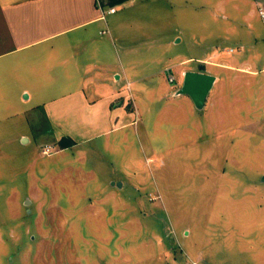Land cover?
<instances>
[{"label":"rangeland","instance_id":"obj_1","mask_svg":"<svg viewBox=\"0 0 264 264\" xmlns=\"http://www.w3.org/2000/svg\"><path fill=\"white\" fill-rule=\"evenodd\" d=\"M163 2L170 56L195 57L190 70L215 61L200 66L216 77L204 107L138 93L135 126L64 152L2 122L0 264H264V40L253 38L264 12L255 0Z\"/></svg>","mask_w":264,"mask_h":264},{"label":"crops","instance_id":"obj_2","mask_svg":"<svg viewBox=\"0 0 264 264\" xmlns=\"http://www.w3.org/2000/svg\"><path fill=\"white\" fill-rule=\"evenodd\" d=\"M255 4L264 12V0ZM167 5L163 0H0V124L11 119L22 130L46 132L45 144L64 152L135 126L132 101L138 93L178 97L185 72L206 73L200 66L215 61L211 54L199 59V70H190L183 65L195 57L170 56L162 28ZM110 7L116 11L105 13ZM259 31L256 27L255 34ZM154 62L156 69L148 73L145 68ZM171 69L178 70V80ZM236 69L255 72L248 66ZM165 72L173 77L174 90ZM154 74L159 75L155 85L137 88ZM40 122L46 127L38 128ZM19 138L29 142L25 132ZM63 138L71 141L65 148L58 144Z\"/></svg>","mask_w":264,"mask_h":264},{"label":"water","instance_id":"obj_3","mask_svg":"<svg viewBox=\"0 0 264 264\" xmlns=\"http://www.w3.org/2000/svg\"><path fill=\"white\" fill-rule=\"evenodd\" d=\"M216 77L203 72L187 71L176 95H187L197 109L204 107L207 95L215 83Z\"/></svg>","mask_w":264,"mask_h":264},{"label":"built area","instance_id":"obj_4","mask_svg":"<svg viewBox=\"0 0 264 264\" xmlns=\"http://www.w3.org/2000/svg\"><path fill=\"white\" fill-rule=\"evenodd\" d=\"M116 11V8H114V7H110V8H108V9H106L105 10V13H107V14H111V13H114ZM103 12V11H102ZM261 12V11H260ZM262 13V12H261ZM174 79H173V77L172 76H170L169 77V81H173ZM49 147V146H48ZM48 147H46L45 149H43V153L44 154H46L47 152H48Z\"/></svg>","mask_w":264,"mask_h":264},{"label":"trees","instance_id":"obj_5","mask_svg":"<svg viewBox=\"0 0 264 264\" xmlns=\"http://www.w3.org/2000/svg\"><path fill=\"white\" fill-rule=\"evenodd\" d=\"M60 147L65 148L71 144V141H69L67 138H63L58 143Z\"/></svg>","mask_w":264,"mask_h":264}]
</instances>
